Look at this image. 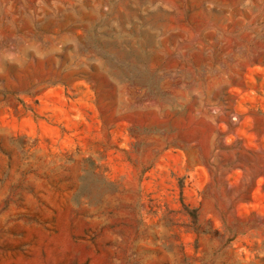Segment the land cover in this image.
Returning a JSON list of instances; mask_svg holds the SVG:
<instances>
[{
	"label": "rangeland",
	"instance_id": "obj_1",
	"mask_svg": "<svg viewBox=\"0 0 264 264\" xmlns=\"http://www.w3.org/2000/svg\"><path fill=\"white\" fill-rule=\"evenodd\" d=\"M0 264H264V0H0Z\"/></svg>",
	"mask_w": 264,
	"mask_h": 264
}]
</instances>
